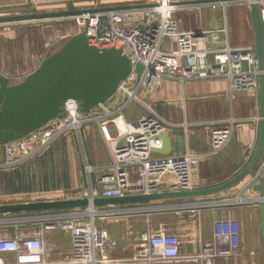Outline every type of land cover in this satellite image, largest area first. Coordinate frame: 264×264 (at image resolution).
Listing matches in <instances>:
<instances>
[{
  "label": "built area",
  "instance_id": "obj_1",
  "mask_svg": "<svg viewBox=\"0 0 264 264\" xmlns=\"http://www.w3.org/2000/svg\"><path fill=\"white\" fill-rule=\"evenodd\" d=\"M153 5L133 8L99 7L109 5L96 0L80 7H94L79 13L34 18L40 21L74 20L78 31H85L88 41L99 47H121L132 59L130 75L119 84V91L125 98L114 108H103L93 112L82 111L75 99L65 103V113L49 120L26 136L2 143L4 161L2 166H14L28 161L40 154L53 140L75 131L82 143L81 127L93 120L98 122L104 144L110 155L109 172L93 177L96 169L84 153L86 185L76 191L74 196H85L92 200L96 196H120L127 193H152L165 190L196 188L195 174L199 168V155L186 150L180 154L163 155L154 151L163 144L162 133L170 121L155 108L144 103V112L128 119L124 109L139 97L140 89H152L161 76L186 79L224 77L228 80L229 97L235 98L237 90H252L259 93V76L264 69L259 67L255 43L233 46L228 41L227 20L217 27L180 29L175 14L179 10L201 11L208 4L217 3L226 10L233 3L257 4L264 24V0H219L215 2L178 0H147ZM3 23V22H0ZM144 24V28L138 25ZM223 45H218L220 42ZM143 65L140 76L135 69ZM113 95V96H114ZM112 96V97H113ZM144 102V101H143ZM142 102V103H143ZM102 105V104H100ZM259 115L235 117L207 122L211 126L209 151L224 147L231 139L237 125L246 120L258 122ZM157 154V155H156ZM137 171V180L131 179L132 170ZM264 173V151L248 174L244 188L254 186L258 176ZM170 178L166 179L165 176ZM71 197V196H70ZM64 198V197H60ZM48 199V198H46ZM51 199V198H50ZM237 201H264V194L258 197H240ZM76 206L60 209H45L31 212L3 213L0 225L13 228V234L0 230V264H105L138 261L152 263L158 260H171L182 256L180 241L176 234L164 228H144L138 233L134 250L128 257L112 256L107 245L116 243L106 229L96 223V219L106 215H128L163 210L164 204ZM143 203V204H140ZM231 203L229 197L221 200H197L196 208L216 207ZM174 209L170 207V210ZM37 224L34 233L22 231L20 226ZM47 229H67L71 233L69 254L50 259L45 256L49 244L43 234ZM238 223L234 218H224L215 223L214 236L201 241L197 257L204 264H213L220 256L236 253L232 243L238 241ZM13 231V230H12ZM232 241V242H230ZM3 251H11L14 259L9 261Z\"/></svg>",
  "mask_w": 264,
  "mask_h": 264
},
{
  "label": "crops",
  "instance_id": "obj_2",
  "mask_svg": "<svg viewBox=\"0 0 264 264\" xmlns=\"http://www.w3.org/2000/svg\"><path fill=\"white\" fill-rule=\"evenodd\" d=\"M96 0H74L73 5L80 7ZM109 5L120 3H135L147 0H99ZM194 2L193 0H188ZM67 0H0V11H32V7L38 10H55L67 7ZM210 4L201 11L183 9L179 10L181 23L180 29H197L203 26H220L221 15L213 16L209 10ZM222 7V6H221ZM228 41L233 46H241L255 43L254 25L251 17L250 5L236 2L226 7ZM206 9V10H205ZM209 11V13H205ZM215 13L216 11L213 10ZM222 7V13H224ZM187 18L193 19L190 28L185 23ZM231 18V19H230ZM178 19V18H177ZM210 19V23L207 20ZM40 22L38 19L26 21H12V23H0V42L4 41V53L0 56V70L7 75L11 82L20 81L24 76L15 73L18 78L11 77L8 72L5 53L9 51L15 58L24 52L23 45L17 43L16 32L19 23ZM202 21V22H201ZM224 42L218 43L223 45ZM17 59L10 64L13 67ZM39 64V63H38ZM37 64V65H38ZM24 68L21 69V72ZM14 73V72H13ZM12 74V73H11ZM139 97L144 101L139 102L137 109H130L129 105L124 109L126 118H134L144 112L146 103L155 108L164 118L171 122L165 132L169 133L172 140L170 154H180L186 150L198 153L199 168L195 174L197 187L215 185L225 181L241 169L250 159L258 136V122L246 120L239 123L234 129L231 139L221 149L210 152L211 126L207 122L223 119L230 115L235 117L256 116L259 114V93L248 90H237L234 99L229 97L228 80L224 77L186 79L161 76L152 89H140ZM125 95L119 91L102 105L94 107L93 112H99L103 108H114ZM82 143L78 140L77 133L70 131L53 140L40 154L34 158L12 166L0 167V203L6 201H26L46 198L70 197L76 195V191L86 185V172L84 170V153L87 160L96 167L93 177L109 172L110 155L104 144L98 122L93 120L84 123L81 127ZM161 154V153H159ZM157 155V154H156ZM3 145L0 143V163L4 161ZM132 170V180H137V171ZM248 174L235 184L211 195L187 198H167L142 201L144 204H164L163 210L146 213H131L115 217V221H105L102 227L106 229L111 238L116 240L113 245L108 244L106 249L112 256L128 257L132 254L138 233L144 228H164L178 236L182 256L171 260H158L152 263L143 262H115L105 264H204L203 260L189 255L197 254L203 241L214 236L215 223L224 218L237 220L239 231L237 243H232L236 253L218 257L213 264H263L262 260V236H261V207L260 203L253 200L237 201L240 197H258L259 191L251 186L244 188ZM170 178L169 175L165 176ZM229 197L231 203L216 207L196 208L197 200H221ZM143 204V203H140ZM121 205H134L132 202ZM190 206L189 215L194 216V221H171L167 225L166 213L170 207L174 209ZM105 206V205H102ZM195 212V213H194ZM13 213V212H12ZM19 213V212H14ZM21 213V212H20ZM158 214L156 221H150L151 217ZM3 213H0L2 216ZM120 220V221H117ZM98 222V221H97ZM26 226V227H25ZM20 226L22 231L34 233L37 224H25ZM101 226V225H100ZM7 226L0 225V230L5 234H13ZM13 230V231H12ZM56 229L45 230L43 237L49 244L45 256L57 259L70 253L71 233L67 229L56 233ZM202 241V242H201ZM232 242V241H230ZM2 254L9 260L14 259L11 251H3Z\"/></svg>",
  "mask_w": 264,
  "mask_h": 264
},
{
  "label": "water",
  "instance_id": "obj_3",
  "mask_svg": "<svg viewBox=\"0 0 264 264\" xmlns=\"http://www.w3.org/2000/svg\"><path fill=\"white\" fill-rule=\"evenodd\" d=\"M67 7L55 10L2 13L0 22H12L49 16L79 13L94 7H75L74 0H67ZM215 2L219 0H193ZM178 2H190L178 0ZM155 2H135L104 5L99 8H133L153 5ZM254 25L255 44L259 67L264 69V24L257 4H250ZM144 28V24L138 25ZM198 33L199 28L194 29ZM132 59L121 47H99L88 41L85 31L70 35L62 45L42 58L39 64L17 82L0 70V143L20 139L49 120L65 113V103L75 99L82 111L105 103L118 90L119 84L132 71ZM258 136L250 159L234 175L215 185L192 189L165 190L152 193H127L120 196H96L92 200L85 196L48 198L35 200L6 201L0 203V213L26 212L45 209H60L76 206H101L128 202L167 198H187L211 195L235 184L247 174L264 151V72L259 76ZM163 144L155 152L169 155L172 151L171 136L162 133ZM254 187L264 194V173L258 176ZM261 207L262 260L264 264V201Z\"/></svg>",
  "mask_w": 264,
  "mask_h": 264
},
{
  "label": "rangeland",
  "instance_id": "obj_4",
  "mask_svg": "<svg viewBox=\"0 0 264 264\" xmlns=\"http://www.w3.org/2000/svg\"><path fill=\"white\" fill-rule=\"evenodd\" d=\"M208 9L211 10V13L213 14L214 17H216L218 14L221 15V18H222L221 22H223L222 24H224V19L227 20L226 10L224 11V13H222L221 5L217 3L216 4L212 3L210 4ZM213 10H215L216 13ZM14 12H20V11L3 10V11H0V14L14 13ZM178 13L179 12H176L175 16L180 21L181 13L180 14ZM205 13H209V11H205ZM209 20L210 19L207 20V23H210L211 20L210 21ZM23 21H26V20H23ZM3 23H7V22H3ZM185 23L187 24V26H189L188 28H190L191 24H193V19L187 18ZM16 26H17V32H16L17 43L20 42L23 45L24 52L19 53L15 58L11 56V53L9 51L5 53L6 63L9 66V67L6 66V68L8 72L12 73V74L10 73V75L13 78H18L15 75V73L20 74V76H24L25 71L30 70L34 68L35 66H37V64L40 62L42 58L52 53L53 51L57 50L62 45V43L70 35L76 33L78 29L75 21L72 19L62 20V21L58 20V21H52V22L40 21L37 23L30 21V22L19 23L18 25L16 24ZM180 27H181V23L179 22V28ZM201 27H206V26H203V22H202ZM5 44L6 43H4V41L0 42V56L3 55L4 53L3 48H5ZM16 59L18 62H16L15 65H13V67H10L12 66L10 64V61L13 63L14 60ZM22 68H24V71L21 72ZM142 70H143V65L138 63L135 69L137 76H140ZM12 80L13 79H10V81ZM137 103L138 101L136 99L131 101L129 105L130 109L132 110L137 109V106H138ZM132 175L133 174H131V177ZM168 212L169 213H166L167 215L166 221H169V223H167L168 226L172 225L171 221H183V219H186L184 221H194L193 220L194 216L189 215L190 213H192L190 211L189 205L188 206L186 205L185 207L179 208V209H171ZM157 215L158 214L153 215L150 221H156L154 217H156ZM119 216H122V215H119ZM115 217H118V216L106 215L103 218L96 219V223L99 226L100 225L103 226L102 223H105V221H109L111 219H115ZM111 221H115V220H111ZM117 221H120V220H117ZM5 229L9 231L8 227ZM55 231L56 233H60L63 230L56 229Z\"/></svg>",
  "mask_w": 264,
  "mask_h": 264
},
{
  "label": "trees",
  "instance_id": "obj_5",
  "mask_svg": "<svg viewBox=\"0 0 264 264\" xmlns=\"http://www.w3.org/2000/svg\"><path fill=\"white\" fill-rule=\"evenodd\" d=\"M31 211H33V210H30V211H27V212H31Z\"/></svg>",
  "mask_w": 264,
  "mask_h": 264
},
{
  "label": "bare ground",
  "instance_id": "obj_6",
  "mask_svg": "<svg viewBox=\"0 0 264 264\" xmlns=\"http://www.w3.org/2000/svg\"><path fill=\"white\" fill-rule=\"evenodd\" d=\"M74 24V23H73ZM29 73V72H28Z\"/></svg>",
  "mask_w": 264,
  "mask_h": 264
}]
</instances>
